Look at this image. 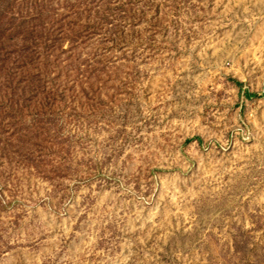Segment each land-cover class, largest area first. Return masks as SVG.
<instances>
[{
	"label": "rangeland",
	"instance_id": "obj_1",
	"mask_svg": "<svg viewBox=\"0 0 264 264\" xmlns=\"http://www.w3.org/2000/svg\"><path fill=\"white\" fill-rule=\"evenodd\" d=\"M0 264H264V0H0Z\"/></svg>",
	"mask_w": 264,
	"mask_h": 264
},
{
	"label": "trees",
	"instance_id": "obj_2",
	"mask_svg": "<svg viewBox=\"0 0 264 264\" xmlns=\"http://www.w3.org/2000/svg\"><path fill=\"white\" fill-rule=\"evenodd\" d=\"M239 85V83H237ZM248 98H257L258 95H247ZM199 143H201L200 140H197Z\"/></svg>",
	"mask_w": 264,
	"mask_h": 264
}]
</instances>
